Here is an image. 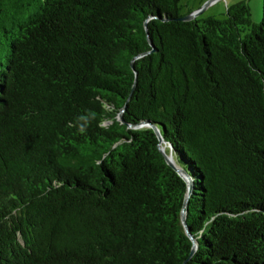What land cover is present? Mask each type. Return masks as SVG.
<instances>
[{
    "label": "trees",
    "instance_id": "1",
    "mask_svg": "<svg viewBox=\"0 0 264 264\" xmlns=\"http://www.w3.org/2000/svg\"><path fill=\"white\" fill-rule=\"evenodd\" d=\"M181 3L0 0V264H264V3Z\"/></svg>",
    "mask_w": 264,
    "mask_h": 264
},
{
    "label": "rangeland",
    "instance_id": "2",
    "mask_svg": "<svg viewBox=\"0 0 264 264\" xmlns=\"http://www.w3.org/2000/svg\"><path fill=\"white\" fill-rule=\"evenodd\" d=\"M241 1L246 2L251 10L252 22L260 24L263 20L264 0H182V13L195 12L201 9L198 19L216 17L224 19L227 8Z\"/></svg>",
    "mask_w": 264,
    "mask_h": 264
},
{
    "label": "water",
    "instance_id": "3",
    "mask_svg": "<svg viewBox=\"0 0 264 264\" xmlns=\"http://www.w3.org/2000/svg\"><path fill=\"white\" fill-rule=\"evenodd\" d=\"M200 12H201V9H200V10H197V11H195V12H193V13H191V14L185 16V17L180 18V20H181V21H192V20H194V19L197 18V16L200 14ZM132 65H133V64H132ZM133 67H134V65H133ZM120 120L123 121L122 117L120 118ZM151 127H153V128L155 129V131H156V133H157V135H158V137H159V139H160V142L162 143V142H163V138H162V136H161L159 130H158L156 127H154V126H151ZM161 151H162V153L164 154L167 163H168V164H169V165H170V166H171V167H172V168H173V169H174V170H175V171H176L181 177H183V178L188 182L189 190L191 191V189H192V185H191V182L189 181L188 176L186 175V173H185L180 167H178V166L175 164L172 155H167V154L165 153V151H164V148H161ZM189 196H190V193H189L188 198H187V200H186V206H187V203H188ZM182 221H183V224H184V226H185V228H186V231L188 232V227H187V223H186V212H183V213H182ZM193 242H194V246H195V247H194V250H193V253H194V252H195V248H196V244H195V241H194V240H193Z\"/></svg>",
    "mask_w": 264,
    "mask_h": 264
}]
</instances>
